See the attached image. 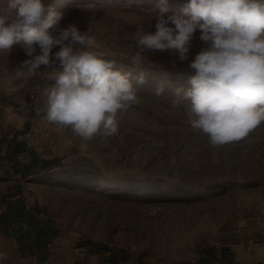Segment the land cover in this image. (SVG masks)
<instances>
[{"label":"rangeland","instance_id":"374dc122","mask_svg":"<svg viewBox=\"0 0 264 264\" xmlns=\"http://www.w3.org/2000/svg\"><path fill=\"white\" fill-rule=\"evenodd\" d=\"M43 2L64 14L61 27L75 23L93 51L131 72L137 99L118 113L116 134L85 141L46 120L55 81L37 73L10 82L5 74L27 57L19 45L0 54L2 264H264V123L212 146L189 126L187 102L172 106L207 47L199 31L188 60L145 51L137 67L135 32L155 31L159 0ZM186 3L168 0L167 14Z\"/></svg>","mask_w":264,"mask_h":264},{"label":"clouds","instance_id":"9594fccd","mask_svg":"<svg viewBox=\"0 0 264 264\" xmlns=\"http://www.w3.org/2000/svg\"><path fill=\"white\" fill-rule=\"evenodd\" d=\"M168 12V0H159L155 31L137 27L138 52L131 64L138 67L142 53L157 50L186 61L199 31L207 47L190 61V87L174 89L172 106L187 102L189 126L212 146L246 138L264 123V0H187L179 12ZM63 19L43 0H9L0 10V54L9 56L19 45L27 59L4 78L11 82L47 75L55 81L46 90L49 123L71 129L85 141L97 133L112 136L118 131V113L136 103L132 74L93 51L95 39L75 23L61 27ZM136 83H146L143 72ZM163 91L162 84L156 87L157 95ZM21 227L27 231L26 224ZM4 259L0 252V264Z\"/></svg>","mask_w":264,"mask_h":264},{"label":"trees","instance_id":"16d2710c","mask_svg":"<svg viewBox=\"0 0 264 264\" xmlns=\"http://www.w3.org/2000/svg\"><path fill=\"white\" fill-rule=\"evenodd\" d=\"M115 262H112V264H114Z\"/></svg>","mask_w":264,"mask_h":264}]
</instances>
